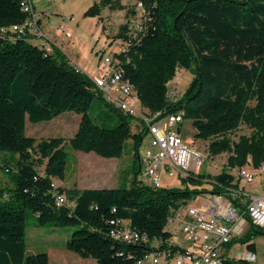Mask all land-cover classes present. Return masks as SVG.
Instances as JSON below:
<instances>
[{"label":"trees","instance_id":"1","mask_svg":"<svg viewBox=\"0 0 264 264\" xmlns=\"http://www.w3.org/2000/svg\"><path fill=\"white\" fill-rule=\"evenodd\" d=\"M26 1L0 0V29L29 18L22 7ZM137 1L153 16L147 34L131 48L130 61L124 64L140 107L151 113H180L191 121L195 139H214L210 154L232 151V167L245 165L251 156L259 167L264 163V0ZM108 3L101 1L102 6ZM99 13L100 7L94 5L87 15ZM126 28L127 24L121 27L118 38ZM29 35L13 32L11 38L0 32V167L13 183L0 188V264H53L48 253L27 254L28 212L35 215L36 226L76 227L66 249L84 259L136 264L158 240L171 239L166 230L170 217L198 196L223 193L245 205L229 190L239 188L240 181L227 171L214 181H206L203 174L191 176L182 180L183 188L144 186L136 177L129 186L113 188L56 186L55 181L66 176V139L28 136L27 120L40 123L75 112L80 123L70 145L105 158L121 157L129 139L137 156L143 134L132 131V116L106 102L88 74L59 50L49 53L44 43L29 41ZM179 69L190 71L193 79L183 97L174 101L170 83ZM95 99L104 100L117 114V125L105 127L94 121L89 109ZM244 122L256 128L254 138L232 148L225 136ZM58 196L66 198L65 204L57 205ZM118 222L146 234L147 241L113 239L111 231ZM263 234L264 227L250 223L229 247L246 244L255 252L252 240Z\"/></svg>","mask_w":264,"mask_h":264},{"label":"built area","instance_id":"2","mask_svg":"<svg viewBox=\"0 0 264 264\" xmlns=\"http://www.w3.org/2000/svg\"><path fill=\"white\" fill-rule=\"evenodd\" d=\"M22 7L29 10L21 26L2 28L0 32L11 36L13 32L34 34L44 38L43 48L52 53L53 43L47 38L38 24L33 2L27 0ZM61 26L66 29V23ZM153 23L151 12L144 4L137 1L133 17L127 23L123 37L117 41V49L104 57L100 66V75L90 77L94 87L119 107L123 113L132 117L138 115L143 134L138 156L141 165L147 167L152 185L161 188L163 174L178 176L181 180L200 175L204 157L190 145L181 133L184 118L180 113H151L138 108L139 98H133L128 83L121 76L122 63L131 48L139 44ZM66 36H70L67 33ZM78 70L77 64L69 59ZM83 71V70H81ZM176 86L172 87V100L178 98ZM239 188L229 189L241 198L245 205H237L223 193H210L198 196L193 202L179 209L169 219L166 230L172 237L156 242L150 254L138 260L136 264H244L255 262L257 253L247 249L232 253L231 242L249 229L250 223L264 227V163L257 168L242 167L238 173ZM259 181L256 183V180ZM243 182V186L241 183ZM253 185L252 188L245 186ZM66 202L64 196L57 197V205ZM121 238H136V243H145L147 235L128 224L121 222V227L111 231ZM239 245V244H237Z\"/></svg>","mask_w":264,"mask_h":264},{"label":"rangeland","instance_id":"3","mask_svg":"<svg viewBox=\"0 0 264 264\" xmlns=\"http://www.w3.org/2000/svg\"><path fill=\"white\" fill-rule=\"evenodd\" d=\"M102 0H32L35 11L42 15L43 28L48 33L58 34L59 37L74 42L70 50V57L75 63L76 60H83L90 66V77L100 75V66L105 56L114 52L117 48V41L121 27L128 23L133 17V12L137 8V0H110L106 6L101 5ZM100 7L99 15H87V12L94 6ZM65 19L66 29L63 30L62 24ZM67 33L70 36H66ZM77 52V53H74ZM84 72V71H83ZM193 75L190 71L179 69L175 79L170 83V90L176 86L179 92L178 100L189 87ZM138 108L140 103H138ZM89 115L98 124L105 127L117 125L119 118L117 114L111 111L104 100L95 99ZM109 115L113 118L110 119ZM80 116L72 111H66L51 121L40 123H31L27 120L26 134L37 140L63 137L66 139L65 150L69 158L66 167V176L64 180L55 181V185L64 184L65 186L78 187H119L129 186L136 177L140 185L151 186L152 180L147 173V167L141 165L139 156H136L133 139L126 141L123 153L119 158H105L95 152L85 153L72 148L69 139L72 138L78 130ZM131 126L134 133H140L142 130L141 121L138 115L131 117ZM256 128L242 123L240 127L225 136L229 143L234 146L242 140H252L256 133ZM196 132L190 120H185L182 125L181 133L184 134L188 143L204 157V164L200 169V174L205 175V180H215V176L223 171H227L239 178L240 168H257L252 163L251 156L248 157L245 165L230 166L229 158L232 151L224 152L218 155H212L209 152L210 143L214 140L204 141L195 139ZM223 137L216 139L221 140ZM215 139V140H216ZM143 151V144L139 146ZM138 148V149H139ZM43 170V167L41 168ZM259 179L256 180V183ZM66 183V184H65ZM205 185H210L205 184ZM243 182L241 186H243ZM59 186V185H58ZM162 188H183L185 185L178 176L169 177L163 174L161 181ZM13 187L9 173L0 167V188ZM62 187V186H61ZM252 188L253 185L245 186ZM36 217L32 212L27 213L26 218V244L27 254L48 253L51 255V262L54 264H98L93 258L84 259L76 253L66 249V243L70 239L76 227H59L53 224L45 226H36ZM257 260L248 264H264V234L257 235L253 240ZM246 244L235 245L232 253L235 255L245 249Z\"/></svg>","mask_w":264,"mask_h":264},{"label":"crops","instance_id":"4","mask_svg":"<svg viewBox=\"0 0 264 264\" xmlns=\"http://www.w3.org/2000/svg\"><path fill=\"white\" fill-rule=\"evenodd\" d=\"M34 6V5H33ZM34 11H35V6H34ZM36 15H37V20H38V24L40 25V28L43 30V32L45 33V35L47 36V38L53 43L54 45V49H57L59 50L60 52H62L64 55H66V57L68 59H71L72 57L69 55L70 54V49L73 48V45L75 44L74 42H71V41H68L64 38H61L59 37L58 34H52V33H47L44 28H43V20H42V15L38 14L36 11H35ZM28 39L29 41L31 42H35V43H43L44 42V38L40 37V36H36L34 34H30L28 36ZM53 49V50H54ZM74 53H77L74 51ZM78 54V53H77ZM71 57V58H70ZM76 64L77 66L83 70L86 74H88V72H91V68L90 66L86 65V63L79 59V60H76ZM56 181H59V180H56ZM66 184V183H65ZM76 184V183H74ZM74 184H72L71 186H68V185H64L62 183L60 184H57V186H62V187H65V188H70V187H73ZM78 187V186H77ZM105 185L103 186H96V187H78L80 189H86V188H104ZM107 188V187H106ZM50 256V260H51V255L49 254ZM54 264V263H53Z\"/></svg>","mask_w":264,"mask_h":264},{"label":"bare ground","instance_id":"5","mask_svg":"<svg viewBox=\"0 0 264 264\" xmlns=\"http://www.w3.org/2000/svg\"><path fill=\"white\" fill-rule=\"evenodd\" d=\"M27 2V1H26ZM25 11L29 13V10H27L26 7H24ZM22 24H16V25H13L12 27L10 28H13V27H19L21 26ZM6 34V33H5ZM13 38V37H11ZM130 61V58L126 55V62L128 63ZM125 63H122V67H121V76L123 78V80L126 81V83H128V86H129V89H130V92H133V98H138V93L135 89V87L133 86V84L130 82V79L126 76V69H125V66H124ZM98 91H100V89L96 88ZM101 93V91H100ZM171 96H172V91L170 92ZM103 98L105 99L106 102H108L109 104L112 105V101H109L108 97H105V95H102ZM114 106V105H112ZM115 107V106H114ZM117 109H120L119 107H115ZM142 108V107H141ZM122 110V109H120ZM123 111V110H122ZM116 227H121V222H118L117 226ZM111 237L117 241H127V242H133V243H136V238H121L119 236H117V233H112L111 232Z\"/></svg>","mask_w":264,"mask_h":264}]
</instances>
